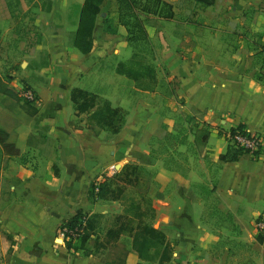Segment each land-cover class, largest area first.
I'll list each match as a JSON object with an SVG mask.
<instances>
[{
  "label": "crops",
  "instance_id": "obj_1",
  "mask_svg": "<svg viewBox=\"0 0 264 264\" xmlns=\"http://www.w3.org/2000/svg\"><path fill=\"white\" fill-rule=\"evenodd\" d=\"M47 1L31 46L47 64L0 68L9 145L5 152L0 144V178L10 194L0 212V264H264V237L253 230L264 214V0H137L132 10L103 0L87 53L73 44L84 0ZM13 19L0 0V53L12 47ZM24 88L35 94L33 113L5 93L23 98ZM86 100L92 106L79 110ZM179 116L185 157L165 141ZM238 125L261 136V152L219 160ZM193 156L207 196L195 191ZM127 165L139 170L125 177ZM106 178L122 192L91 201L90 185ZM78 211L93 228L89 255L59 237ZM145 225L165 235L146 258L133 245ZM164 245L169 259L160 263Z\"/></svg>",
  "mask_w": 264,
  "mask_h": 264
},
{
  "label": "trees",
  "instance_id": "obj_2",
  "mask_svg": "<svg viewBox=\"0 0 264 264\" xmlns=\"http://www.w3.org/2000/svg\"><path fill=\"white\" fill-rule=\"evenodd\" d=\"M103 2V0H84L81 12H80V17H79V23L78 27L74 36L73 44L75 47L79 49L80 52L82 53H87L91 50L92 46V29L94 26L95 18L97 14L100 11V5ZM124 3V7L127 9L132 10V4L136 3L137 0H119V3L121 4ZM206 2V1H205ZM141 4V2H140ZM139 4V5H140ZM26 88H24L25 90ZM5 93L16 100L22 102V105L24 108L27 110L29 113L35 112V107H33L29 100L25 98L19 97L17 94L13 93L11 90L6 89ZM93 100H86L83 103H81L78 106L79 110H85L89 105L92 106ZM115 112V110H113ZM111 121L113 119L111 118ZM239 126V125H238ZM242 127V126H240ZM117 128L112 131V133H116ZM0 144L3 147V150L5 152H8V144L5 143V137L1 136V131H0ZM12 154L17 153V149L13 150L11 152ZM246 153L242 149L235 148L232 145H228L225 152L221 153L219 155V160L221 161H233L236 160L237 157L242 154ZM137 166H125L123 169L120 171L121 174L124 173L125 177H128V174H135L138 171ZM126 179V178H124ZM114 179L112 178H106L104 182H100L98 184V189L95 191V186L93 184L90 185L89 188V198L91 201L98 200L105 198L106 194L108 191H112L113 195L118 196L122 192L121 187H115L112 188V183ZM130 180L128 179V182ZM116 193V194H115ZM82 226V232L79 235V237L76 240L73 239H66L64 238V243L68 249L73 250L74 252H80L83 255H89L91 253V250L87 248L86 244L90 236L93 234V228L91 225V222L86 214H84L82 211H78L73 215L70 219H68L60 228L61 229H75L76 227ZM67 236V234H66ZM259 240L261 237H257ZM165 241V235L163 232L151 227V226H142L141 229H139L133 239V245L134 247L137 248L139 255L146 258L147 253L149 251V248L153 244H160L163 245ZM169 246L164 245L163 251H162V256L160 258V263L166 261L169 259Z\"/></svg>",
  "mask_w": 264,
  "mask_h": 264
},
{
  "label": "rangeland",
  "instance_id": "obj_3",
  "mask_svg": "<svg viewBox=\"0 0 264 264\" xmlns=\"http://www.w3.org/2000/svg\"><path fill=\"white\" fill-rule=\"evenodd\" d=\"M29 2V8L23 9L17 0H7V5L13 15L12 31L16 36H7L6 40L10 38L11 49L5 53H0V68L3 71H16L21 72L23 69L36 67L39 68L47 64V56L44 52L32 51L31 46L39 40L40 30L35 25V16L39 9L46 10L49 8V2L47 0H26ZM6 43L9 41H5ZM52 62L56 63V59H51ZM50 60V61H51ZM179 128L174 139H165L166 143L169 144L171 141L178 143L177 153L178 156L185 157L187 150L185 146V119L181 116L174 122ZM182 129V130H181ZM169 146V145H168ZM181 147V148H180ZM167 150V151H166ZM165 152H169V148L166 146ZM191 154V153H190ZM196 154V153H195ZM193 169L197 174V179L194 180V188L200 195L207 196L210 185L201 175V163L198 161L196 156H193ZM3 167V159L0 156V169ZM10 199L8 185L5 179L0 178V212L5 206L7 201ZM221 218V214L216 213ZM254 230V229H253ZM255 232V231H254ZM256 234V233H255Z\"/></svg>",
  "mask_w": 264,
  "mask_h": 264
},
{
  "label": "built area",
  "instance_id": "obj_4",
  "mask_svg": "<svg viewBox=\"0 0 264 264\" xmlns=\"http://www.w3.org/2000/svg\"><path fill=\"white\" fill-rule=\"evenodd\" d=\"M23 98L29 100L30 102L35 101L34 92L26 88L22 91ZM226 139L229 145L235 148L242 149L246 153H249L253 157H256L261 152L262 138L258 134H253L248 132L244 127L235 126L232 127L226 134ZM109 170H114V165L109 166ZM99 182L94 183L95 191H97ZM253 229L258 236L264 237V214L259 215L253 221ZM82 232V226L76 227L75 229H61L59 230V237L61 239H73L76 240ZM67 234V236H66Z\"/></svg>",
  "mask_w": 264,
  "mask_h": 264
}]
</instances>
